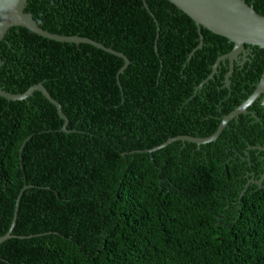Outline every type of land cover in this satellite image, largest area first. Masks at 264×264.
Wrapping results in <instances>:
<instances>
[{"label":"trees","instance_id":"trees-1","mask_svg":"<svg viewBox=\"0 0 264 264\" xmlns=\"http://www.w3.org/2000/svg\"><path fill=\"white\" fill-rule=\"evenodd\" d=\"M246 2L264 15V0ZM146 4L158 25L160 75L152 55L155 28L142 0L26 5L46 30L123 52L128 74L118 87L121 67L94 49H57L22 32L4 37L0 88L20 93L42 82L62 105L73 130L67 136L80 140L45 138L24 153L27 188L51 195L20 199L10 242L30 246L3 248L0 264H264V183H250L241 196L249 178L264 171V158L254 157L264 152L253 149L264 146L262 108L260 119L242 115L206 150L175 146L154 157L190 142L175 140L144 151L177 135H211L253 90L264 52L234 65L229 100L223 91L228 66L195 98L231 47L202 33V53L180 73L198 50L197 32L167 0ZM62 133L58 113L43 97L0 101V236L10 229L23 188L24 146Z\"/></svg>","mask_w":264,"mask_h":264},{"label":"water","instance_id":"water-1","mask_svg":"<svg viewBox=\"0 0 264 264\" xmlns=\"http://www.w3.org/2000/svg\"><path fill=\"white\" fill-rule=\"evenodd\" d=\"M173 5V7L180 13L182 18L193 25L197 32L198 50L190 57L186 64L181 69L182 73L187 64L190 63L195 57L202 53V39L205 33L207 37L217 43H225L231 47L230 51L220 55L212 65V71L209 73L206 79H204L198 85V91L195 94V98L199 93L207 86L209 80L213 77L214 73L228 66V71L225 74L223 91L227 93L228 100L231 97L229 90L230 76L234 71V65L238 63V58L242 56L243 61L247 60V51L251 52H264V15L258 13L252 5L246 2V0H167ZM29 0H0V46L4 37L10 32H22L29 34L37 42L46 44L48 46L55 47L57 49H94L98 53L105 56L109 61L117 64L121 68L118 71L121 73L117 75V87L120 78L128 74V57L121 51H117L111 47L104 45L92 38L81 35H65L56 32H51L38 25L33 18L31 12L26 11V5ZM142 6L145 16L152 22L155 28V43L152 50L153 59L155 60L159 75L161 68L159 60L156 54L157 41H158V25L153 17V13L149 11V7L146 4V0H142ZM69 42V43H63ZM195 48V49H196ZM104 50V51H103ZM105 51L113 53L121 57L124 62L116 57L107 54ZM241 55V56H240ZM205 82V83H204ZM204 83V84H203ZM119 90V88H118ZM41 96L45 100L46 104L58 113L59 123L62 125V134H50L41 138H37L27 143L20 155V168L23 179V188L19 192L16 203L14 206L10 229L2 236H0V250L8 246H30L25 244H12L10 242L13 237L18 220V206L19 201L25 195H51L46 192H32L27 188L26 176L22 164V158L26 150L36 142L50 137H61L72 140H80L78 138H72L67 136V132L73 131L67 128L68 118L62 110L61 103L55 99L42 82L31 85L27 90L20 93H12L5 89L0 88V101L8 104L25 103L33 98ZM121 96V95H120ZM122 98V97H121ZM194 98V99H195ZM47 99L55 106L49 104ZM262 100L264 104V66L260 76V80L256 84L255 89L234 109L223 115L217 129L208 136L199 137L192 135H177L166 139L159 145H156L150 149L144 150L152 152L154 150L165 147L169 143L175 140L190 141V142H178L170 147L164 149L156 156H159L169 149L175 146H189L198 150H206L213 146L224 132L231 127V125L238 120L243 114L251 108V106L257 101ZM123 107V99L121 108ZM64 120V123H63ZM254 148L264 151V146H255ZM257 158H264V155H254ZM248 159V158H247ZM264 180V172L257 180L250 178L245 184V188L241 192V196L250 183L261 185ZM23 238L24 236H20Z\"/></svg>","mask_w":264,"mask_h":264},{"label":"flooded vegetation","instance_id":"flooded-vegetation-1","mask_svg":"<svg viewBox=\"0 0 264 264\" xmlns=\"http://www.w3.org/2000/svg\"><path fill=\"white\" fill-rule=\"evenodd\" d=\"M251 53V51H247V55L248 54H250ZM241 56V55H240ZM248 58V57H247ZM241 61H243V58H242V56L240 57V58H238V63L236 64V65H239L240 67H242L243 65H244V63L246 62V60H244V62H243V64L241 65L240 63H241ZM224 81V80H223ZM256 84L257 83H254L253 85H254V87H253V89H255V87H256ZM253 91V90H252ZM251 91V92H252ZM256 106V107H255ZM264 108V106L262 105V100H257L252 106H251V108L248 110V113L247 114H249L250 116H252L253 114H255V112L257 113V119H260V117H259V112H258V109L257 108ZM256 108V109H255ZM261 113V112H260Z\"/></svg>","mask_w":264,"mask_h":264},{"label":"clouds","instance_id":"clouds-1","mask_svg":"<svg viewBox=\"0 0 264 264\" xmlns=\"http://www.w3.org/2000/svg\"><path fill=\"white\" fill-rule=\"evenodd\" d=\"M260 76H261V75H260ZM224 79H225V78H224ZM259 80H260V78L258 79V81H259ZM258 81H257L256 83H258ZM229 90H230V82H229ZM253 90H254V89H253ZM249 94H251V93H249ZM249 94H248V96H249ZM248 96H247V97H248ZM247 97H246V98H247ZM246 98H245V99H246ZM243 100H244V99H243ZM243 100H242V101H243ZM242 101H241V102H242ZM241 102H240V103H241ZM240 103H239V104H240ZM239 104H238V105H239ZM262 105L264 106V104H262ZM236 106H237V105H236ZM236 106H235V107H236ZM235 107H234V108H235ZM234 108H233V109H234ZM260 108H261V107H260ZM262 111H264V108H263ZM247 113H248V111H247ZM247 113H245V114H243V115H247ZM226 114H227V113H226ZM224 115H225V114H224ZM252 116L254 117L253 119H257V113H256V112H255V114H253ZM256 146H262V145H256ZM253 147H255V146H253ZM251 148H252V147H251ZM259 150H260V149H259ZM261 151H262V150H261ZM263 152H264V151H263ZM263 172H264V171H263ZM262 174H263V173H262ZM262 174H261V175H262ZM261 175H260V177H261ZM260 177H259V178H260ZM251 178L255 179L254 177H251ZM259 178H257V179H259ZM249 179H250V178H249ZM257 179H255V180H257ZM263 183H264V180H263V182H262L261 185H258V187H261V186L263 185ZM254 184H255V183H254ZM256 185H257V184H256Z\"/></svg>","mask_w":264,"mask_h":264},{"label":"rangeland","instance_id":"rangeland-1","mask_svg":"<svg viewBox=\"0 0 264 264\" xmlns=\"http://www.w3.org/2000/svg\"><path fill=\"white\" fill-rule=\"evenodd\" d=\"M253 149H256V148L253 147Z\"/></svg>","mask_w":264,"mask_h":264}]
</instances>
